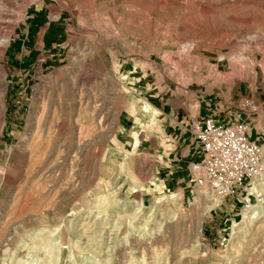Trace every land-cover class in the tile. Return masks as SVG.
<instances>
[{
	"label": "rangeland",
	"instance_id": "374dc122",
	"mask_svg": "<svg viewBox=\"0 0 264 264\" xmlns=\"http://www.w3.org/2000/svg\"><path fill=\"white\" fill-rule=\"evenodd\" d=\"M207 109L264 152V0H0V264H264V207L192 199Z\"/></svg>",
	"mask_w": 264,
	"mask_h": 264
},
{
	"label": "built area",
	"instance_id": "2783aa9c",
	"mask_svg": "<svg viewBox=\"0 0 264 264\" xmlns=\"http://www.w3.org/2000/svg\"><path fill=\"white\" fill-rule=\"evenodd\" d=\"M185 131L196 146L189 165L192 199L203 192L212 209L232 200L241 210L261 206L263 211L264 152L251 137L250 124L209 114L189 121Z\"/></svg>",
	"mask_w": 264,
	"mask_h": 264
},
{
	"label": "crops",
	"instance_id": "0c3cea01",
	"mask_svg": "<svg viewBox=\"0 0 264 264\" xmlns=\"http://www.w3.org/2000/svg\"><path fill=\"white\" fill-rule=\"evenodd\" d=\"M209 114H213L212 113H209L208 112V109L203 111V116H206V115H209ZM213 115H216L217 117H219L220 119H225L226 117H224V115H220L219 113H215ZM203 116H200L203 117ZM191 121V120H190ZM187 125L186 124H183V125H180L177 132H180L182 133V140L181 142H183V136L186 137L185 141L183 143L184 146H183V155H184V160H187V164H186V169H188V173H189V165L194 161L196 160V156H195V152H196V146H195V143L193 142L192 138L189 136V134L185 131V126ZM184 178V177H183ZM188 178H189V174H188Z\"/></svg>",
	"mask_w": 264,
	"mask_h": 264
},
{
	"label": "bare ground",
	"instance_id": "6f19581e",
	"mask_svg": "<svg viewBox=\"0 0 264 264\" xmlns=\"http://www.w3.org/2000/svg\"><path fill=\"white\" fill-rule=\"evenodd\" d=\"M38 130H39V127H38ZM261 210H262V209H261V206H258L256 209H253V210L250 211V212H248V211L242 209V210H241V214H242V213L245 214V215L248 216V217L250 218V220H251V219H253V218H257V217L262 213ZM234 223H235L234 226H236V225L238 224L237 222H234Z\"/></svg>",
	"mask_w": 264,
	"mask_h": 264
}]
</instances>
